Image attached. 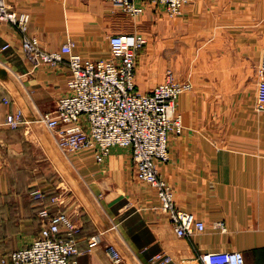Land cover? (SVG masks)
<instances>
[{"label":"crops","instance_id":"0c3cea01","mask_svg":"<svg viewBox=\"0 0 264 264\" xmlns=\"http://www.w3.org/2000/svg\"><path fill=\"white\" fill-rule=\"evenodd\" d=\"M5 1L30 14L29 33L43 49L59 50L73 39L75 51L89 59L111 57V34L198 33V61L191 66L190 56L186 60L185 80L193 88L177 100L183 130L170 137L161 174L177 206L205 229L177 235L155 188L137 179L130 148L112 147L103 162L87 150L62 154L40 117L70 93L68 64L33 66L19 31L0 21V47L10 44L0 53V264H12L10 253L32 244L57 212L80 227L79 248H92L78 264H113L108 245L119 250V264H153L157 253L172 256L170 264H203L200 255L219 250L241 251L246 264H264V107L258 98L264 0H193L176 19L155 4L131 17L110 0ZM164 53H140V91L167 78L169 63L154 61ZM19 109L26 123L14 129L6 117Z\"/></svg>","mask_w":264,"mask_h":264},{"label":"built area","instance_id":"2783aa9c","mask_svg":"<svg viewBox=\"0 0 264 264\" xmlns=\"http://www.w3.org/2000/svg\"><path fill=\"white\" fill-rule=\"evenodd\" d=\"M120 3L131 17L145 11L147 4L163 5L174 17L183 13L193 0H110ZM0 21L12 24L21 35V46L33 66H58L67 62L71 71L67 86L70 91L60 98L56 108L41 114L47 129L55 134L57 145L66 153L92 151L96 161L103 162L112 147H130L137 179L155 188L160 208L166 212L180 237L203 232L205 223L194 213L177 206L172 186L161 174V166L170 160L169 141L183 130V117L177 110L179 96L191 90L189 80L174 75L156 85L150 92H141L136 84L137 56L147 44L141 33H118L108 37L111 57L89 59L75 51L76 41L69 39L59 50L47 51L36 36L29 33L31 17L17 12L5 0H0ZM10 47L5 43L0 53ZM67 56V58H65ZM259 72L264 76V49ZM264 107V81L258 93ZM9 102L7 98L3 99ZM87 125L82 123V117ZM6 122L11 128L26 123L22 110L9 113ZM42 196L40 190L34 192ZM217 227L226 231L223 223ZM80 227L65 213L48 216L46 225L29 246L10 253L12 264H78V256L91 252L79 248ZM97 241L98 237H93ZM107 251L113 264L122 256L114 245ZM203 264H246L241 251L219 250L200 255ZM153 264L173 263V257L157 253Z\"/></svg>","mask_w":264,"mask_h":264},{"label":"rangeland","instance_id":"374dc122","mask_svg":"<svg viewBox=\"0 0 264 264\" xmlns=\"http://www.w3.org/2000/svg\"><path fill=\"white\" fill-rule=\"evenodd\" d=\"M165 13H166L167 17L170 19H176V18L180 17V15H181L180 14V15L171 17V16H169V14H167L166 10H165ZM135 17H137V16H135ZM156 29H158V28H156ZM148 48L154 49V50H157L160 52L161 51L165 52L163 56L160 55L157 58H154V61L168 62L169 63L168 67L170 68V70L169 69L168 70L170 72L168 73L167 78L169 75L172 74V75H174V77L176 79L185 81V79L188 77V73H190V72L187 73V70L190 68H188V66H186V60H187L188 56H190V58H189L190 60H188V62L189 61L191 62V66H193L194 63L198 61V57H197V55H198V33H188L187 35H185L184 33L178 32L177 30L176 31H170L167 33H164V32L161 33L157 30L154 31V33H152L150 35V37L147 38V44L145 45V47H143L141 49V51L138 53L137 66H138L140 53L143 50L148 49ZM40 121H41V123L44 124L41 117H40ZM82 123L85 126H88L87 120L84 116L82 117ZM6 124H7V122H6ZM45 127H46V125H45ZM14 129H16V128H14ZM55 140H56V137H55ZM56 143H57V141H56ZM128 148H130V147H128ZM59 150L62 152V154L66 153L60 148H59Z\"/></svg>","mask_w":264,"mask_h":264}]
</instances>
